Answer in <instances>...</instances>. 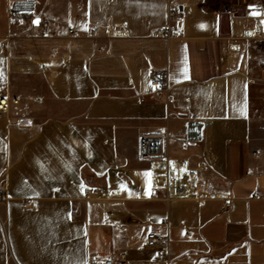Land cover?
<instances>
[{
    "label": "crops",
    "instance_id": "obj_1",
    "mask_svg": "<svg viewBox=\"0 0 264 264\" xmlns=\"http://www.w3.org/2000/svg\"><path fill=\"white\" fill-rule=\"evenodd\" d=\"M169 2L40 0L57 27L42 37L28 22L9 23L0 0V98L18 100L0 115V264H93L121 252L127 261L117 264H264L256 17L178 0L184 37L166 39L155 31L169 23ZM155 70L169 97L155 96ZM166 133L178 170L233 191L229 214L201 192L152 195L139 140ZM150 231L168 248L148 247Z\"/></svg>",
    "mask_w": 264,
    "mask_h": 264
},
{
    "label": "built area",
    "instance_id": "obj_2",
    "mask_svg": "<svg viewBox=\"0 0 264 264\" xmlns=\"http://www.w3.org/2000/svg\"><path fill=\"white\" fill-rule=\"evenodd\" d=\"M40 0H8L7 5V19L9 23H25L28 22L39 31L42 37H51L56 35L57 27L53 20L47 17L44 13L39 12ZM169 23L166 26H160L156 29L157 36L172 39L183 38L184 31L180 26L183 19V12L179 6L178 0H170L168 8ZM257 33L264 35V14L257 16ZM100 31L95 28V32ZM74 28L69 29V33H76ZM249 34V31L246 32ZM152 85L154 86L155 96L169 97L168 78L163 74V71L155 70L152 76ZM173 98H169L173 102ZM11 102L17 103V99H10L8 97L0 98V115L6 116L11 110ZM190 125H194L192 121ZM173 136L166 133L163 135L144 134L139 140V157L147 163L148 170L154 179L152 186V195L157 196L160 189L166 190V199L173 200H192L196 194L201 192L205 199L222 200L223 212L229 214L233 210L235 196L231 189H219L213 184L200 181L198 179L197 171L188 169L185 171L178 170L172 163L167 152L163 150V141L170 139ZM197 139L195 135H188L182 138L184 144H189ZM86 188V193H88ZM260 196V194H256ZM7 198V191L5 183L0 180V199ZM25 211H31L34 207L33 198H25L22 203ZM77 211L72 212L75 216ZM169 245L168 238H161L155 231H150L147 234V246L150 248L159 247L167 249ZM127 255L121 252L118 256H112L104 259H93V264H117L125 263Z\"/></svg>",
    "mask_w": 264,
    "mask_h": 264
},
{
    "label": "rangeland",
    "instance_id": "obj_3",
    "mask_svg": "<svg viewBox=\"0 0 264 264\" xmlns=\"http://www.w3.org/2000/svg\"><path fill=\"white\" fill-rule=\"evenodd\" d=\"M209 6L211 8L220 10L221 12L230 11L232 13L234 12H242L246 9V11L251 12L255 9H260L264 11V0H209ZM249 16V15H247ZM251 17V16H250ZM256 20L258 22L257 16ZM257 31V28H256ZM253 34V33H252ZM259 37H256L254 39V42H256V51L258 52H264V35L259 34ZM255 51V52H256ZM257 53V52H256ZM254 55L256 60H261V54ZM264 61L260 64V70L259 73L256 75V91L254 93L256 94V98H254L253 101V107L254 112L259 114L260 116V122H264ZM260 101V102H259ZM156 182H160V180L156 179Z\"/></svg>",
    "mask_w": 264,
    "mask_h": 264
},
{
    "label": "water",
    "instance_id": "obj_4",
    "mask_svg": "<svg viewBox=\"0 0 264 264\" xmlns=\"http://www.w3.org/2000/svg\"><path fill=\"white\" fill-rule=\"evenodd\" d=\"M262 14H264V11L260 9H255V10H252L251 12L246 11V9L242 11V15H249L252 17L260 16ZM220 25H221V30H220L221 33L228 34L229 33V17L226 13H223L220 16Z\"/></svg>",
    "mask_w": 264,
    "mask_h": 264
}]
</instances>
